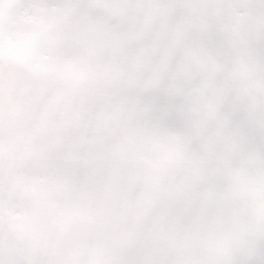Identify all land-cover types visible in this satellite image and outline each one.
<instances>
[{
	"label": "snow or ice",
	"instance_id": "snow-or-ice-1",
	"mask_svg": "<svg viewBox=\"0 0 264 264\" xmlns=\"http://www.w3.org/2000/svg\"><path fill=\"white\" fill-rule=\"evenodd\" d=\"M190 7L0 0V264H264V28Z\"/></svg>",
	"mask_w": 264,
	"mask_h": 264
},
{
	"label": "clouds",
	"instance_id": "clouds-1",
	"mask_svg": "<svg viewBox=\"0 0 264 264\" xmlns=\"http://www.w3.org/2000/svg\"><path fill=\"white\" fill-rule=\"evenodd\" d=\"M186 14L200 23L219 22L221 36L230 33L232 41L250 39L264 28V0H190ZM233 29H235L233 31Z\"/></svg>",
	"mask_w": 264,
	"mask_h": 264
}]
</instances>
